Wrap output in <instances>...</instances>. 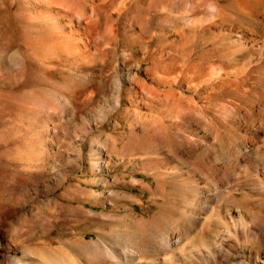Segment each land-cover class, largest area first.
<instances>
[{"label": "bare ground", "instance_id": "obj_1", "mask_svg": "<svg viewBox=\"0 0 264 264\" xmlns=\"http://www.w3.org/2000/svg\"><path fill=\"white\" fill-rule=\"evenodd\" d=\"M38 4L46 12L19 18L20 29L48 31L46 55L86 58L91 43L98 51L97 38L111 25L107 5L124 9L130 31L141 28L119 52H99L96 81L90 93L81 90L120 107L116 135L96 137L92 167L117 171L105 179L109 196L119 199L140 238L126 264L167 262L148 259L152 250L223 263L264 245V0ZM152 16L155 30L146 33L142 25ZM101 124L96 118L97 130Z\"/></svg>", "mask_w": 264, "mask_h": 264}, {"label": "rangeland", "instance_id": "obj_2", "mask_svg": "<svg viewBox=\"0 0 264 264\" xmlns=\"http://www.w3.org/2000/svg\"><path fill=\"white\" fill-rule=\"evenodd\" d=\"M38 3L0 0V264H126L134 260L127 253L140 246V238L119 199L109 196L113 187L105 179L117 171L102 164L96 173L92 167L96 137L116 135L120 107L111 109L103 96H83L81 90L89 92L96 81L95 58L127 47L128 34L136 37L141 28L130 31L124 9L107 5L112 26L97 38L98 51L91 43L86 58L58 51L49 56L42 49L48 31L20 29L25 25L19 18L46 12ZM156 23L152 16L142 26L149 33ZM96 118L102 120L99 130ZM250 247L210 264H264V245ZM175 251L145 256L166 259L165 264H199Z\"/></svg>", "mask_w": 264, "mask_h": 264}]
</instances>
